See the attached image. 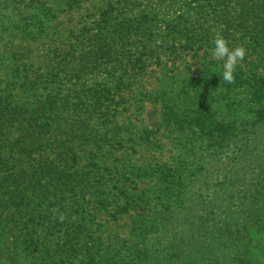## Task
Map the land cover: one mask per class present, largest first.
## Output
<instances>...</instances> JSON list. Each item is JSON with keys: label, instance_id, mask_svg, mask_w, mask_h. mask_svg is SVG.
<instances>
[{"label": "rangeland", "instance_id": "1", "mask_svg": "<svg viewBox=\"0 0 264 264\" xmlns=\"http://www.w3.org/2000/svg\"><path fill=\"white\" fill-rule=\"evenodd\" d=\"M149 2L26 0L19 10H3L0 98L28 107L35 100L57 96L69 104L85 102L83 106L87 107L104 87L123 90L115 95V115L109 121L104 120L101 109L90 122L94 138L107 137L104 149L97 151L92 144L77 149L75 167H87L94 185L86 196L76 194L79 203L74 202L73 195H67L61 211L52 209L34 216L21 212V206L0 203V264H88L89 255L94 264H99L117 249L124 254L126 247L136 244L132 240L141 226L163 205L160 191L169 185L162 180L163 175H169L168 181L175 177L173 184L182 178L184 202H189L206 198L231 171L233 149H223L217 158L210 156L213 152L204 145L201 128L191 120L199 106L188 94L195 95L199 89L205 63L216 65L222 73L223 61L214 59L213 48L209 47L170 52L177 29L174 23L187 8L185 0L153 3V7L161 8L152 33L155 55L145 61L140 76L138 64L127 71L120 68L112 72L111 66L94 67L92 61L83 65L88 67L82 74L77 72L82 66L73 57L85 48L91 49L87 40L98 34V24L109 6L132 19L153 11ZM140 43L141 36H135L128 45L135 57ZM259 61L246 54L236 72L243 71L247 77L264 75L263 66L255 68ZM121 76L125 84L120 87ZM246 92L241 89L239 96L244 97ZM169 110L178 115L177 124L169 120ZM262 151L264 141L251 160L259 158ZM184 205L175 204L163 216L167 219L178 214ZM157 233L149 237L154 239ZM162 237V248L174 239L169 231H163ZM168 257L167 252L162 256ZM161 264L171 263L163 260Z\"/></svg>", "mask_w": 264, "mask_h": 264}, {"label": "trees", "instance_id": "2", "mask_svg": "<svg viewBox=\"0 0 264 264\" xmlns=\"http://www.w3.org/2000/svg\"><path fill=\"white\" fill-rule=\"evenodd\" d=\"M25 1L0 0V17L7 8L19 10ZM160 1L150 0L153 11L132 19L109 6L98 24V34H91L87 40L91 49L85 48L73 57L82 66L77 72L82 74L88 67L83 65L92 61L94 67L111 66L112 72L120 68L127 71L138 64L140 76L145 61L155 55L152 33L161 8L153 7V3ZM185 2L187 8L174 23L177 29L171 53L213 48L216 36L222 35L231 48L243 46L248 57L260 59L255 68L264 67V0ZM135 36H141L136 57L128 50ZM214 66L205 63L199 89L192 96L188 92L199 106L191 120L201 128L203 143L213 152L211 157L217 158L223 149H233L231 171L206 198L189 202H184L182 178L173 184L175 177L168 181L169 175H163L162 180L169 183L160 191L163 205L136 233L132 240L136 244L126 247L124 254L118 249L106 254L107 259L99 264H161L163 260L171 264H264V151L251 160L264 141V75L247 77L239 71L234 83L229 84ZM122 78L120 87L125 84ZM122 88L98 90L93 104L87 107L83 106L85 102L69 104L57 96L35 100L28 107L0 98V203L21 206V212L28 216L52 209L61 211L67 195H73L74 202L79 203L76 194L86 196L94 185L87 167H75L77 149L91 144L97 151L104 149L107 137L94 138L90 122L101 109L105 121L115 115L112 103ZM241 89L247 91L244 97L239 96ZM167 115L177 124L175 111L169 110ZM183 203L178 214L171 215L173 218L163 216L175 204ZM163 231L171 232L174 238L167 248H162ZM153 233H157L154 239L149 237ZM165 252L169 255L166 259L162 258ZM87 259L88 264H94L90 255Z\"/></svg>", "mask_w": 264, "mask_h": 264}, {"label": "clouds", "instance_id": "3", "mask_svg": "<svg viewBox=\"0 0 264 264\" xmlns=\"http://www.w3.org/2000/svg\"><path fill=\"white\" fill-rule=\"evenodd\" d=\"M213 44L212 57L223 61L222 80L229 84L234 83L236 69L239 62L245 59L247 50L243 46L231 48L222 35H217ZM59 219L63 221L64 216L61 215Z\"/></svg>", "mask_w": 264, "mask_h": 264}]
</instances>
